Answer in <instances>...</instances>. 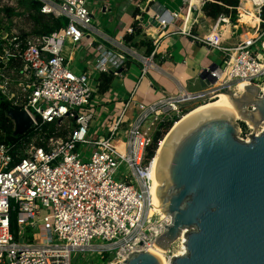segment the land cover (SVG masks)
Masks as SVG:
<instances>
[{
	"label": "built area",
	"instance_id": "obj_1",
	"mask_svg": "<svg viewBox=\"0 0 264 264\" xmlns=\"http://www.w3.org/2000/svg\"><path fill=\"white\" fill-rule=\"evenodd\" d=\"M33 1L43 20L49 19L51 25L62 19L67 23L51 33H32L33 27L25 24L0 37V104L8 107L3 114L6 124L0 107V264H71L76 253H94L105 264H123L155 247L172 221L153 205L149 180L154 156L146 158L163 125L181 119L185 114L181 103L195 99L205 103L223 89L235 93L240 83L264 85V19L252 28V38L223 44L225 35L228 39L231 29H237L239 5L248 2L264 11V0H230L237 3L235 7L221 4L228 13L207 25L204 36L192 29L206 26L205 17L199 21L198 16L205 15L203 8L210 0H180L178 12L144 9L148 21L142 13L135 15L119 39L97 27L98 15L117 0H99L98 13L89 0ZM135 9L142 12L141 4ZM180 13L185 20L178 25ZM153 23L161 32L176 27L209 53L217 52L221 63L209 71L216 82L197 93L180 90L163 95L151 104L134 101L132 93L116 114L101 116L97 108L103 75L122 78L130 60L141 64V78L151 68L161 70L155 50L140 55L125 41L146 35ZM78 53L82 68L77 75L72 63ZM129 108L135 115L126 120ZM9 110L23 111L30 119L25 135H15ZM9 123V136L21 139L8 138ZM236 123L238 139L245 143L264 131H258L264 123L258 132L240 118ZM122 164L130 175L118 178ZM185 233L166 251L169 261L173 246L185 245Z\"/></svg>",
	"mask_w": 264,
	"mask_h": 264
},
{
	"label": "water",
	"instance_id": "obj_2",
	"mask_svg": "<svg viewBox=\"0 0 264 264\" xmlns=\"http://www.w3.org/2000/svg\"><path fill=\"white\" fill-rule=\"evenodd\" d=\"M214 68L198 74L201 90L216 82L209 73ZM220 92L254 130L264 123V92L257 86H247L241 94ZM7 114L15 122V135L30 130L25 112ZM172 128L157 162L153 193L156 211L172 221L155 247L168 251L186 230L185 253L170 258L169 264H264V131L251 136L249 143L240 141L233 113L213 106ZM123 264L162 263L142 252Z\"/></svg>",
	"mask_w": 264,
	"mask_h": 264
},
{
	"label": "crops",
	"instance_id": "obj_3",
	"mask_svg": "<svg viewBox=\"0 0 264 264\" xmlns=\"http://www.w3.org/2000/svg\"><path fill=\"white\" fill-rule=\"evenodd\" d=\"M146 1L117 0L108 4L105 12L103 9L102 13L98 15L102 20L98 21L97 27L104 35L119 39L125 35V30L133 25L135 15L142 13L144 21H148L147 13H143L144 9L145 12L149 10L151 13H159L163 9L178 12L181 7L180 0H168L169 4L164 5L158 3L157 0H152L147 5ZM99 2V0H92L91 7L94 11L98 10ZM138 3L141 4L142 12L135 9V5ZM202 16L205 17L206 26L194 25L192 29V32L199 36L206 35L207 28L213 24V20L203 14L198 16L199 21H203ZM183 20H185V16L180 13L178 21ZM181 27L183 26L181 25ZM147 30L146 35L142 33L134 37H125V41L130 43V46L140 55H148L150 48L155 50V62L161 70L151 69L146 76L141 78V64L136 60H130L122 78L112 77L109 89L106 92H99L97 112L101 116L116 114L123 108L124 103L132 93H134V101L144 104L154 103L163 95L179 94L180 90L187 93H197L201 90L197 80L200 71L211 65L221 63V57L217 52L209 53L204 46L198 45L188 36L180 34L176 27L161 32L157 30L154 24H151ZM238 30V26L235 30L231 29L229 38L227 39L228 34H226L223 44L230 46L244 39L242 36L238 38ZM154 42L156 43L155 46ZM134 115V110L129 108L125 119L131 120Z\"/></svg>",
	"mask_w": 264,
	"mask_h": 264
},
{
	"label": "rangeland",
	"instance_id": "obj_4",
	"mask_svg": "<svg viewBox=\"0 0 264 264\" xmlns=\"http://www.w3.org/2000/svg\"><path fill=\"white\" fill-rule=\"evenodd\" d=\"M13 1L15 5L13 4V6H8L6 0H0V37L6 36L7 34L9 35L10 30L13 28L15 29L23 28L25 24L26 25L30 24L33 27L32 33H37L39 31H42L43 25L50 24L51 26V23L46 21V19H44L40 23V25L39 23H37L36 4L34 3L33 0H13ZM89 1L92 3V0H89ZM157 2L162 5L169 4L168 0H157ZM26 15H28L29 18L26 17ZM14 19L16 20L15 23H13ZM101 20H102L101 17L97 18V21H101ZM130 24L132 25V23ZM237 34H238V38L239 37L241 38V36L243 38H247L248 35H252L253 33H252L251 27L242 26L241 28L239 27ZM74 59L75 60L72 63V66L75 67V69L73 70V72L78 75L80 72L79 70L82 68V63H80L81 62L80 53L76 54ZM217 93H220V92H217ZM209 97H210V100L205 103L200 102L197 104L188 105L187 107H183L184 112H186L184 115H186L187 113H189L190 111H192L193 109H195L197 106L201 104L215 103L216 98L214 99L215 97L214 93L211 94ZM117 173L119 175L118 178L120 177L124 178L130 175V170L127 168L126 164H122L118 168ZM36 236L39 237L38 235ZM177 247L178 246L174 245L172 252L173 251L174 253L179 252V249ZM71 261H72L71 264H105V261H101L100 257L94 253H84V254L76 253L73 255Z\"/></svg>",
	"mask_w": 264,
	"mask_h": 264
},
{
	"label": "bare ground",
	"instance_id": "obj_5",
	"mask_svg": "<svg viewBox=\"0 0 264 264\" xmlns=\"http://www.w3.org/2000/svg\"><path fill=\"white\" fill-rule=\"evenodd\" d=\"M238 9H239L238 10V13H239L238 20H240V18L242 16V21L250 24L251 29L254 27V25L260 23V21H262V19H264L263 18L264 11L258 5L255 6L254 4H251L248 2L247 3H241L239 5ZM177 22H179V21L177 20ZM237 26L239 29V27L241 28L243 25L238 24ZM233 30H235V29H233ZM252 36H253V34L248 35V37L245 39L248 40V39L252 38ZM152 70H154V69H152ZM247 86H249L247 83H240L236 87L235 93L241 94L242 92H244L245 87H247ZM258 88L260 89L261 92H264V85H261ZM214 95H215L214 99L216 98L215 103L201 104V105L197 106L195 109H193L192 111H190L186 115L182 116L181 119H179V121H177L175 123V125L173 126L171 131L176 129L180 125V123H182L184 120L188 119L189 117L193 116L194 114L198 113L199 111H202V110L207 109V108L212 107V106L219 108V109H222V110H225V111H228V112H231V113H233V118L239 119V113H238L237 109L235 108L232 101L230 100V98L226 94H224V93L222 94L220 92V93H216V94L214 93ZM263 129H264V124H262L261 128L258 131L263 130ZM168 135H166L165 138L162 140V142L159 144L157 151L155 153V156L153 157V161H152V165H151V169H150L149 183H150V195L152 196V201H153L154 189H155V186L157 185V182L155 179L157 162H158L159 156L162 152V149H163L164 145L166 144ZM153 205H154V202H153ZM181 240L182 239H180L179 241H181ZM178 245H179V247H178L179 252L174 253V251H173V256L179 257L185 253L186 248L184 247V244L183 245L178 244ZM147 252L155 255L158 259H160L162 264H169V262H170L168 256H166V254H165L166 252L158 250L156 247L148 248Z\"/></svg>",
	"mask_w": 264,
	"mask_h": 264
},
{
	"label": "trees",
	"instance_id": "obj_6",
	"mask_svg": "<svg viewBox=\"0 0 264 264\" xmlns=\"http://www.w3.org/2000/svg\"><path fill=\"white\" fill-rule=\"evenodd\" d=\"M221 4L222 5H226V6L235 7L237 3L235 1H230V0H210V2H207L205 4L204 8H203V12H204L205 16L207 18H209V19L214 20L221 13L222 14H227L228 13L227 9H225ZM263 18H264V14H263ZM36 20H37V23H39V25H40V23L43 21V17L37 16ZM47 20H48V22H50L49 19H47ZM66 23H67V21L65 19L58 20V21H52V25L51 26H50V24H46V25L42 26L43 27L42 32L43 33H51L55 29L64 26ZM239 25H243L244 27H251L250 24L242 21V16H241V18L239 20ZM151 49L152 48L148 49V53H150L152 51ZM111 81H112V77L111 76L103 75L102 78H101L100 86H99V92L100 93L106 92L109 89V87H110ZM0 107H1V118H2V121L6 124V122H8V120L4 117L3 114L8 109V107L6 106L5 103H1ZM174 121H176V120H174ZM172 126H173V121H169V122L165 123V125H163L161 133H157V135L154 138L153 144L147 149L146 158L148 160H150L154 156V154H155V152H156V150L158 148V142L159 141L162 142L163 138L170 131ZM11 128H12V124H10V123L7 124L6 132H7L8 138L11 141H15V140L21 139V137L11 138L9 136L10 133H11ZM15 219H16V216L13 214L11 216V224L13 226H14V223H15Z\"/></svg>",
	"mask_w": 264,
	"mask_h": 264
}]
</instances>
